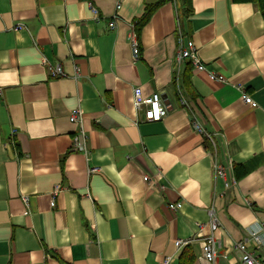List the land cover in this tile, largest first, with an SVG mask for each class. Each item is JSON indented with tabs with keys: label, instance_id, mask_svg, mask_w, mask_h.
I'll return each mask as SVG.
<instances>
[{
	"label": "crops",
	"instance_id": "obj_1",
	"mask_svg": "<svg viewBox=\"0 0 264 264\" xmlns=\"http://www.w3.org/2000/svg\"><path fill=\"white\" fill-rule=\"evenodd\" d=\"M161 2L0 0V264H206L211 213L215 264H241L235 243L264 226V15L236 0H168L144 21ZM179 25L206 67L182 71L188 107ZM138 89L161 95L164 120L145 121ZM81 131L85 152L72 148Z\"/></svg>",
	"mask_w": 264,
	"mask_h": 264
},
{
	"label": "built area",
	"instance_id": "obj_2",
	"mask_svg": "<svg viewBox=\"0 0 264 264\" xmlns=\"http://www.w3.org/2000/svg\"><path fill=\"white\" fill-rule=\"evenodd\" d=\"M120 8V7H118ZM94 14H97V11L93 9ZM115 27V23L112 24V28ZM178 41H179V50L177 55V66H176V76H177V86L179 89L180 96L183 98L182 103L184 106L188 107L190 106V103L188 99L185 96L183 81H182V71L187 65V63L190 61V63L193 65V68L197 71H203L206 70V67L202 60L199 57L198 49L195 45V43L191 40L187 39V35L185 31L181 28V26H178ZM130 44L133 48V54L135 59L139 58L140 55V49L138 44L137 35L135 33V30H133L132 35L130 36ZM49 69V76L56 79H66L70 78L69 75L66 74L63 67L58 66H52L48 65ZM80 73L77 70L75 78H79ZM212 79H217L215 75H211ZM136 99H135V107L138 112H143L145 116V121L147 122H160L164 120L168 114L169 110L168 108L163 104L162 97L159 93H155L152 96L145 97L141 90H136ZM245 100L248 101L249 98L247 95H245ZM253 106H256L253 104ZM84 120V113L80 111V109L74 111L71 115L70 121L73 124H77L80 126L81 129V123H83ZM194 127L198 132L204 133V130L201 129L200 125L197 123H194ZM210 139H212L211 136L208 135ZM213 141V139H212ZM87 142L88 138L87 135L84 132H79L74 137L73 141V150L74 151H87ZM215 163H214V175L215 179H222L224 181V185L228 190L232 187V182L228 180V168L223 166L220 159L218 158V155L214 156ZM98 169H92L91 174L98 173ZM145 181L149 183L150 185L154 184V181L151 179L150 176L145 177ZM233 185H236V179H234ZM58 190L54 193V196L57 194ZM52 207H55V200L53 198L52 201ZM182 207L181 203L172 204L169 206L170 210H177ZM211 221H210V227L212 229V235L204 241L203 244V254L199 258L200 262H205L206 264H215L216 259L218 257V249L220 246L219 241L217 240L216 233L220 231L221 223L218 219V217L211 213ZM188 245V242L179 240L176 243V246L179 250L184 249ZM264 249V226H261L257 229H252L248 233V237L241 242H237L234 245V250L239 256V261L241 264H264V256L262 255L261 251ZM164 264H171V259H166Z\"/></svg>",
	"mask_w": 264,
	"mask_h": 264
},
{
	"label": "trees",
	"instance_id": "obj_3",
	"mask_svg": "<svg viewBox=\"0 0 264 264\" xmlns=\"http://www.w3.org/2000/svg\"><path fill=\"white\" fill-rule=\"evenodd\" d=\"M167 1L168 0H163V2L158 3L157 5H155V7L148 8L143 20L147 21L148 19H150L152 17L153 13L158 9V7ZM236 1L242 2V3H254V4H256L264 15V0H236ZM187 11H188V9H187ZM188 14H189V11H188ZM188 66H189V68L193 67L191 63H188ZM183 256H184L183 257L184 259L190 258L189 251H186Z\"/></svg>",
	"mask_w": 264,
	"mask_h": 264
}]
</instances>
